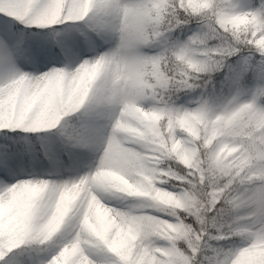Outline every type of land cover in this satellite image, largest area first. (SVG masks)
<instances>
[{
	"label": "clouds",
	"instance_id": "9594fccd",
	"mask_svg": "<svg viewBox=\"0 0 264 264\" xmlns=\"http://www.w3.org/2000/svg\"><path fill=\"white\" fill-rule=\"evenodd\" d=\"M0 264H264V0H0Z\"/></svg>",
	"mask_w": 264,
	"mask_h": 264
}]
</instances>
